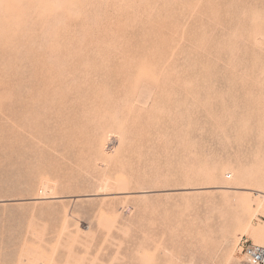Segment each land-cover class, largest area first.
<instances>
[{
    "label": "rangeland",
    "instance_id": "obj_1",
    "mask_svg": "<svg viewBox=\"0 0 264 264\" xmlns=\"http://www.w3.org/2000/svg\"><path fill=\"white\" fill-rule=\"evenodd\" d=\"M263 194L264 0H0V264H247Z\"/></svg>",
    "mask_w": 264,
    "mask_h": 264
},
{
    "label": "built area",
    "instance_id": "obj_2",
    "mask_svg": "<svg viewBox=\"0 0 264 264\" xmlns=\"http://www.w3.org/2000/svg\"><path fill=\"white\" fill-rule=\"evenodd\" d=\"M243 240L239 248L247 258V264H264V246Z\"/></svg>",
    "mask_w": 264,
    "mask_h": 264
},
{
    "label": "bare ground",
    "instance_id": "obj_3",
    "mask_svg": "<svg viewBox=\"0 0 264 264\" xmlns=\"http://www.w3.org/2000/svg\"><path fill=\"white\" fill-rule=\"evenodd\" d=\"M263 196H264V194H263ZM259 245H260V244H259ZM262 246H264V245H262ZM242 255H243L244 260L247 261L246 256H245L244 254H242Z\"/></svg>",
    "mask_w": 264,
    "mask_h": 264
}]
</instances>
